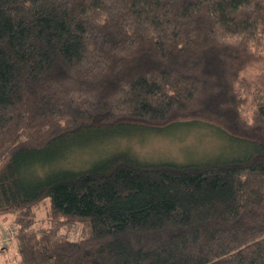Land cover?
Masks as SVG:
<instances>
[{
	"label": "trees",
	"instance_id": "trees-1",
	"mask_svg": "<svg viewBox=\"0 0 264 264\" xmlns=\"http://www.w3.org/2000/svg\"><path fill=\"white\" fill-rule=\"evenodd\" d=\"M199 124L229 150L58 165ZM7 216L6 264H264V0H0Z\"/></svg>",
	"mask_w": 264,
	"mask_h": 264
},
{
	"label": "rangeland",
	"instance_id": "rangeland-1",
	"mask_svg": "<svg viewBox=\"0 0 264 264\" xmlns=\"http://www.w3.org/2000/svg\"><path fill=\"white\" fill-rule=\"evenodd\" d=\"M185 127L178 125L163 133L148 132L139 137H121L114 141H103L97 146L82 147L72 151L68 158L58 165L85 169L102 160L103 155L107 153H119L124 150L129 151L138 161L145 163L200 162L224 154L231 147L225 133L209 124H199L193 128ZM44 213L45 211L42 212ZM12 225L11 217H0V241L5 239ZM15 255V244H12L7 254L0 255V262L6 264Z\"/></svg>",
	"mask_w": 264,
	"mask_h": 264
},
{
	"label": "built area",
	"instance_id": "built-area-1",
	"mask_svg": "<svg viewBox=\"0 0 264 264\" xmlns=\"http://www.w3.org/2000/svg\"><path fill=\"white\" fill-rule=\"evenodd\" d=\"M3 241H6V239H4Z\"/></svg>",
	"mask_w": 264,
	"mask_h": 264
}]
</instances>
